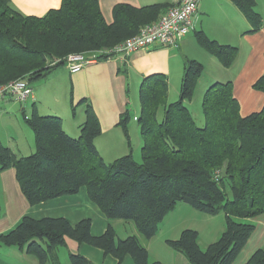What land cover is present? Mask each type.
Returning <instances> with one entry per match:
<instances>
[{
	"label": "trees",
	"instance_id": "obj_1",
	"mask_svg": "<svg viewBox=\"0 0 264 264\" xmlns=\"http://www.w3.org/2000/svg\"><path fill=\"white\" fill-rule=\"evenodd\" d=\"M254 32L263 23L255 0H231ZM170 6L158 2L134 6L119 2L106 22L98 0H61L59 7L43 15H27L11 0H0V84L23 77L42 80L64 64L72 52H91L113 47L139 28L159 18ZM198 42L229 67L237 47L221 44L196 32ZM109 55L99 56V60ZM202 64L185 59L179 97L167 102L164 73L143 77L139 85L137 120L143 135L141 161L126 153L110 162L102 160L94 139L100 124L91 103L82 98L71 103V114L82 104L78 134L69 135L56 114H39L35 104L25 122L34 133V150L20 155L0 141V171L13 167L21 191L30 204L86 188L88 198L109 219L134 223L145 238L152 237L163 217L177 202L206 213L223 210L225 227L219 237L201 249L197 232L184 229L167 243L192 264H232L255 228L252 218L264 213V104L259 111L241 115L231 81H215L202 97L203 123L198 124L186 100L194 94ZM252 87L264 93V74ZM71 100V96H70ZM162 115L159 118V110ZM126 109L118 124L128 138ZM2 207L0 204V217ZM90 218L72 223L68 218L24 216L0 234V245L17 247L36 257L38 264L56 263L55 248L87 243L111 254L120 264L129 255L134 264H163L149 260L137 235L116 239L110 223L93 235ZM70 264H95L78 251L69 250ZM241 264H264V249L257 248Z\"/></svg>",
	"mask_w": 264,
	"mask_h": 264
},
{
	"label": "crops",
	"instance_id": "obj_2",
	"mask_svg": "<svg viewBox=\"0 0 264 264\" xmlns=\"http://www.w3.org/2000/svg\"><path fill=\"white\" fill-rule=\"evenodd\" d=\"M98 1L103 17L108 23L112 21L113 5L119 2H126L137 7L158 2H168L170 6L174 4V0H155L152 3H149L151 2L149 0ZM11 2L23 14L41 16L47 10L59 7L61 0H11ZM198 2L191 30H194V32L195 30L196 32L202 31L210 39H214L221 44L237 47V55L232 63L233 68L232 65L223 67L220 65L219 60L212 54H208V52L202 54L203 58H206L210 64L218 68L215 73L209 75L208 84L215 81H231L232 93L239 102L240 114L247 115L259 111L264 104V93L254 89L252 85L259 76L264 74V0H255V8L261 15L263 23L254 32L247 31L251 28L249 22L231 0H199ZM191 39L192 37L186 34L179 40L177 48H166L161 45L147 46L136 49L125 57L114 55L108 59L94 61L74 73L69 72L66 66L60 68V65L50 72L47 77L40 80V111L39 107L35 105L36 109L39 114H56L60 116L64 131L68 132L70 130L68 134L77 135V127L83 120L84 107L82 104L78 105L76 116H72L71 103L74 104L85 98L91 103L98 117L99 135L105 134L118 127L120 115L127 109L128 80L129 82L135 81L138 83L141 82L144 76L152 73L161 72L167 75L171 72V62L175 58H179L182 48L187 46L192 41ZM59 85L61 97L60 100L56 101L52 96L54 89ZM67 102L68 106L66 108ZM17 103L20 104V108L25 107L24 102L21 104L12 96H3L0 98V112L3 111L5 114H9V111H13L17 107ZM70 117H73V119ZM22 130L23 128L21 129L23 133ZM19 135L18 130L5 131L3 135H0V141L20 155L31 153L35 148L34 133L32 137L33 144L30 140L24 144L25 146H23ZM94 144L99 154H101L98 136L95 137ZM102 144L103 140L100 144L101 147ZM0 204L2 207L0 234L11 230L24 216L33 218L63 216L72 223H76L82 218H90V232L93 235L102 233L108 223L112 225V220H109L98 206L88 198L84 186L74 194L62 195L30 204L21 191L13 167L0 171ZM263 214L252 218V221L256 223L253 232L261 227L264 233V216H261ZM259 233L261 235L262 230H259ZM249 239L250 237L247 241ZM66 245L68 250L80 252L95 264H118L114 256L104 254L102 249L85 242L77 245L67 240ZM247 256L242 262L232 264L245 262L248 259ZM151 260H160L163 264H168V262L169 264H190L184 255L178 251L170 252L168 259L156 257ZM0 264H38V261L35 256L17 247L0 245ZM120 264H134V261L129 255H125Z\"/></svg>",
	"mask_w": 264,
	"mask_h": 264
},
{
	"label": "rangeland",
	"instance_id": "obj_3",
	"mask_svg": "<svg viewBox=\"0 0 264 264\" xmlns=\"http://www.w3.org/2000/svg\"><path fill=\"white\" fill-rule=\"evenodd\" d=\"M142 1H148V0H142ZM149 1H151L149 3H152L155 0H149ZM198 1H197V7L199 4ZM194 16L195 15H193L192 17L193 23L195 19ZM190 31L189 33H187V35L189 34V36L192 37L191 39L192 41L187 46H184L185 48L184 47L182 48L181 51L182 53L179 55V58H175L171 62V68H170L171 72L167 73L166 75L168 82L167 102L174 101L179 97V90H180L185 59L189 58V59H195L197 61L199 59L203 68L202 73L199 76V78L196 80L193 96L191 97L190 100H186V104L189 110L192 112L196 122L198 124H202L204 117L201 110V100L206 88L210 84L214 83L212 82L208 84L210 79L209 75L211 73H215V71L218 70V68L210 64L206 58H203L204 56L202 54H205L204 52H208V54L210 52L198 42L196 36V30L195 32L194 30H190ZM63 66L65 65L64 64L61 65L60 68H62ZM233 66L234 65H232V68ZM18 78L26 80V78L23 77H18ZM26 81L28 82V80ZM28 84L32 89V94L34 97L32 98L29 96L24 101L25 107L20 108V104L17 103V107L13 111H9V114H5L3 111L0 112V135H3L5 131L9 132L11 130H18V132L20 133L19 137L22 139L23 146H25L24 144L27 143L28 141L30 140L32 141V137H33V131L25 122L23 113L29 115L32 111L33 104L39 107V111H40V80H35L30 83L28 82ZM139 85L140 82L138 83H136L135 81L129 82L128 80V87H127L128 101L126 107L130 115L129 120L126 123L128 138L125 136L123 129L120 125H118V127L113 128L112 130L108 131L105 134L98 135V145L101 148L100 156L102 160H104L105 162H110L113 159L129 152L131 153L135 161L137 162L141 161V146L143 144L144 139H143V135L140 133V126L137 120V117L139 115V108H140V103L138 98ZM63 96L65 98L64 91H63ZM52 97L56 101L60 100L61 97L60 85L59 87H56V89H54ZM20 103L23 104V102ZM67 106H68V102L66 108ZM63 107L65 106L63 105ZM76 111H78V108H75L74 116H76ZM158 114L160 118L162 115L161 108ZM71 119H73V117ZM22 128H23L22 130L23 133L21 132ZM24 129H25V133H24ZM77 134H78V130H77ZM69 135L72 134L69 133ZM72 136H76V135H72ZM102 140H103V144L101 147L100 144ZM22 148L25 150L24 147ZM261 216H264V214ZM111 220H112L111 221L112 226L116 233V239L123 238L126 237L127 235H132V234L137 235L139 241L144 246L147 247L149 260L156 257L158 258L162 257L163 259H168V257H170V252H177L176 249L172 248L167 243V240L178 238L181 231L184 229L195 230L197 232L196 241L199 247L201 249H205L208 243L216 240L219 237L220 233L223 231L225 227V214L223 210L220 209L215 213H206L204 211L193 208L191 205L185 202L176 203L174 208L171 209L159 222L155 234L150 238L143 237L136 229L134 223L130 220H124V219H111ZM259 230H262L261 235L259 233ZM68 241L73 242L72 240H68ZM257 248L264 249V233L261 227H259V229L257 228L256 231L252 232L249 241L245 243V245L243 246L241 251L237 254V256L234 258L232 263L242 262L247 255H248L247 257L249 258L250 254H252ZM68 251L69 250L67 245H58L55 248V252L57 255L56 263L48 262L47 264H70L68 260ZM164 261L167 263L166 260Z\"/></svg>",
	"mask_w": 264,
	"mask_h": 264
},
{
	"label": "built area",
	"instance_id": "obj_4",
	"mask_svg": "<svg viewBox=\"0 0 264 264\" xmlns=\"http://www.w3.org/2000/svg\"><path fill=\"white\" fill-rule=\"evenodd\" d=\"M198 0H174L155 21L142 25L139 30L123 39L113 47L98 49L91 52H72L65 56L64 65L69 72L81 70L85 65L99 60L101 55L128 56L131 52L147 46L161 45L166 48H177L179 40L192 28V17L196 12ZM5 95L24 102L32 97V89L25 79H13L0 84V98Z\"/></svg>",
	"mask_w": 264,
	"mask_h": 264
}]
</instances>
